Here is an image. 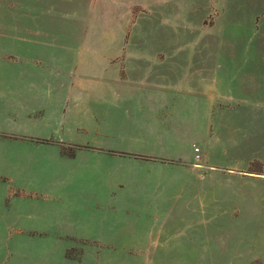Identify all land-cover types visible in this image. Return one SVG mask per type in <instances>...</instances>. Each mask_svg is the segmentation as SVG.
I'll return each mask as SVG.
<instances>
[{"label":"crops","instance_id":"0c3cea01","mask_svg":"<svg viewBox=\"0 0 264 264\" xmlns=\"http://www.w3.org/2000/svg\"><path fill=\"white\" fill-rule=\"evenodd\" d=\"M208 5L193 42L178 48L177 33L162 29L188 22L193 0H121L120 32L54 49L52 59L43 57L49 51L42 42L0 15V146L17 152L10 167L18 174L33 161L19 151L39 147L44 171V195L20 187L15 193L57 199L60 207L44 213L68 226L55 236L27 231L47 234L55 247L70 239L90 248L153 245L165 252L184 237L209 235L207 222L187 226L185 236L167 225L169 217L205 215L211 201L220 218L221 200L248 228L258 214L249 201L264 185V0L242 17L236 0ZM133 7L158 18L136 47L131 31L125 38ZM205 19L210 23L199 30ZM152 38L154 47H144ZM66 55L76 68L70 78ZM70 199L79 205L73 212L62 201ZM255 251L235 245L234 259H264Z\"/></svg>","mask_w":264,"mask_h":264},{"label":"rangeland","instance_id":"374dc122","mask_svg":"<svg viewBox=\"0 0 264 264\" xmlns=\"http://www.w3.org/2000/svg\"><path fill=\"white\" fill-rule=\"evenodd\" d=\"M255 1L258 0H236L237 5L240 3L241 17L250 12ZM193 2L194 14L189 17L188 22H178L176 30L162 29L167 35L177 33L175 40H178V48L185 47L182 44L184 41L193 42L197 35L194 30L198 27L197 24L200 23L203 10L209 0H193ZM120 3L121 0H0V15L11 24L12 28V23L16 22L14 28H17L20 35H27L29 38L33 37L35 41L42 42V48L49 51L43 57L52 59L54 49H57L56 52L62 48L73 50L85 41L96 43V38L100 43L102 35L111 33L112 29L114 32H120L126 22L125 10L121 8ZM198 6L201 10L197 9ZM146 12L147 9H141L139 13L137 7L131 8L130 29L125 36L127 39L130 31L132 32L130 46H138V42L143 38L142 34L149 36L158 26L156 22L158 18L155 14ZM120 17L124 19L119 20ZM190 19L193 20L191 23H189ZM209 23L210 20L205 19L200 24L199 30L201 26H207ZM87 30L88 33L85 32ZM248 31L254 32L252 27H249ZM149 40L144 47H154L153 38ZM37 57L41 56H38L35 50L34 58ZM65 58L67 63L70 62L67 66V76L69 75L70 78L76 68L71 66L73 56L66 55ZM38 149L37 146H28V149L19 151L20 158L26 159L31 156L33 161L30 169L18 174L10 167L17 152L8 144L0 146V176L8 177V180L0 177V264H264V259H234V248L238 244L244 249L256 250L257 255H262L264 252V185L262 184L257 186L256 199L249 201L257 207L258 214L252 217L248 228H245L247 223L245 217L234 216L230 201L219 202L217 208L221 209L220 218L214 216L218 214L215 213L216 206L209 201L208 213L205 215L169 217L167 223V225L175 224L186 236L189 234L185 231L187 226L207 222L209 235L194 237L191 241L184 237L180 246L169 247L165 252L161 247H153V245L141 248H90L88 243L70 239L59 241L58 247L49 244L47 234L27 230L35 227L51 236L66 232L68 226H64L57 217L49 218L44 213L46 207L49 209L60 207L57 199L54 203H52L53 199H43L39 196L34 200L23 199L15 193L16 187L44 193L39 181L44 171L39 168L42 161L38 156L40 154ZM62 151L64 154L73 155V149L63 148ZM254 167L257 170L262 169L259 164H255ZM62 201L72 212L79 208L75 200ZM155 251L159 252L156 259L153 256Z\"/></svg>","mask_w":264,"mask_h":264},{"label":"built area","instance_id":"2783aa9c","mask_svg":"<svg viewBox=\"0 0 264 264\" xmlns=\"http://www.w3.org/2000/svg\"><path fill=\"white\" fill-rule=\"evenodd\" d=\"M195 152H197V149H195Z\"/></svg>","mask_w":264,"mask_h":264}]
</instances>
